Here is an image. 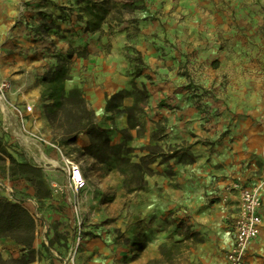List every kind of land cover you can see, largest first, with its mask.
I'll use <instances>...</instances> for the list:
<instances>
[{"label":"rangeland","instance_id":"obj_1","mask_svg":"<svg viewBox=\"0 0 264 264\" xmlns=\"http://www.w3.org/2000/svg\"><path fill=\"white\" fill-rule=\"evenodd\" d=\"M87 2L98 24L136 34L150 23L158 61L148 65L128 47L135 77L121 97L135 101L119 144L106 133L98 160L62 147L84 169L79 194L12 144L42 172L50 195H37L39 206L62 215L54 224L63 228L59 248L75 242L80 222L84 264H215L228 239L224 183L241 173L264 176V0ZM44 103L32 113L41 112L40 131L49 136ZM12 172L14 185L25 181Z\"/></svg>","mask_w":264,"mask_h":264},{"label":"crops","instance_id":"obj_2","mask_svg":"<svg viewBox=\"0 0 264 264\" xmlns=\"http://www.w3.org/2000/svg\"><path fill=\"white\" fill-rule=\"evenodd\" d=\"M86 6H91L87 0H0V82L7 84L4 99L0 97V137L16 158L21 153L12 144L18 142L40 166L60 172L63 176L65 174L60 168L53 165L54 161H60L58 150L38 144L26 134L29 130L51 140L50 135L40 131L43 122L41 112L37 109L34 115L24 112L22 122L14 107L24 110L25 104H31L35 108L41 100L42 77L49 70L64 64L69 70L66 89H81L96 125L105 130L111 143L119 144L121 133L129 128L126 109L133 106L135 98L130 95L115 98L108 109L107 101L129 89L133 83V49L128 47L134 46L148 65L154 66L158 61V52L148 40L154 32L150 23L141 22L140 31L131 34L124 24L110 28L109 22L96 23L95 15L87 13ZM142 73L137 77L139 83L145 72ZM90 144L91 139L86 133L78 136L79 148ZM81 170L84 174V169ZM252 175L258 174H237L227 180L223 188L225 190L234 183L244 184ZM4 179L8 182V177ZM19 183L14 185L16 191L37 223L33 245L36 255L34 261L27 264H67L75 242L67 239L70 248L65 251L59 248L58 239L63 228L54 224L61 220V213L43 210L33 188L25 181ZM3 195L0 189V198ZM234 212L232 207L223 210L228 239L215 264L224 262L232 246ZM82 244L75 257L76 264H84L81 262ZM166 245V250H162L163 257H169L166 261L172 262L170 256L173 250ZM26 253L27 250L10 239L0 240V264H21L20 260ZM247 255L250 264H264V224Z\"/></svg>","mask_w":264,"mask_h":264},{"label":"trees","instance_id":"obj_3","mask_svg":"<svg viewBox=\"0 0 264 264\" xmlns=\"http://www.w3.org/2000/svg\"><path fill=\"white\" fill-rule=\"evenodd\" d=\"M68 71L67 66L63 64L49 70L44 76L41 99L45 101L43 109L50 127L51 141L59 147H72L98 160L100 146L108 145L107 134L96 125L93 112L89 109L81 89L76 87L66 89L65 83L69 79ZM122 94L121 92L113 95L111 100L107 101V109L112 104V100L121 97ZM81 133H86L90 137V146L86 148L77 146L78 136ZM8 170L13 171L11 173L13 176L21 177L29 182L35 191V197L50 195L49 190L43 192L45 185L41 170L32 165L22 154L16 158L0 137V175L8 177L6 174ZM36 234L37 223L30 211L22 204L0 198V240L10 239L27 250V257L20 260L21 264L34 261L33 245ZM166 248L167 245H163V252Z\"/></svg>","mask_w":264,"mask_h":264},{"label":"built area","instance_id":"obj_4","mask_svg":"<svg viewBox=\"0 0 264 264\" xmlns=\"http://www.w3.org/2000/svg\"><path fill=\"white\" fill-rule=\"evenodd\" d=\"M6 83L0 85V97L4 99ZM34 106L25 104L24 110L14 107L15 112L24 121V112H33ZM28 137L38 144L48 145L58 150L60 161H54L53 165L59 167L65 174L68 189L79 194L87 187V180L80 168L70 157L64 154L62 147L46 139L43 135L26 131ZM4 176L0 175V189L4 192L3 197L11 202L24 204V200L17 194L14 183L9 178L5 182ZM224 209L232 207L234 218L231 226L232 246L225 255L222 264H250L248 250L250 245L260 236L264 224V176L252 175L244 184L234 183L226 189L223 197ZM75 214L78 216L77 204H74ZM82 243L81 223H77L76 241L74 248L68 256L67 264H76L75 257Z\"/></svg>","mask_w":264,"mask_h":264}]
</instances>
